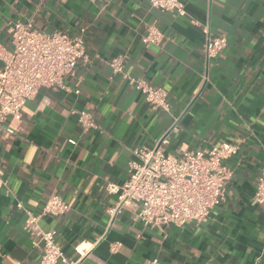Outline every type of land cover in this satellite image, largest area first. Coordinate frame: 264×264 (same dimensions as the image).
Here are the masks:
<instances>
[{
  "label": "crops",
  "instance_id": "obj_1",
  "mask_svg": "<svg viewBox=\"0 0 264 264\" xmlns=\"http://www.w3.org/2000/svg\"><path fill=\"white\" fill-rule=\"evenodd\" d=\"M186 6L177 16L148 0H0L6 48L12 22L31 21L70 36L85 27L88 56L65 77V89L43 87L25 103L15 134L0 133V264H40L42 248L25 231L18 203L40 213L53 194L71 209L41 225L57 231L63 253L79 264H264V214L255 199L264 170V0ZM151 24L164 35L160 44L145 43ZM222 36L227 45L208 61L206 40ZM120 54L129 74L167 90L169 111L153 109L112 75L109 62ZM83 111L97 128L82 127ZM175 122L165 149L176 156L241 141L223 161L231 171L225 201L207 221L180 227L144 225L129 208L110 215L118 194L108 184L122 186L134 149L154 146Z\"/></svg>",
  "mask_w": 264,
  "mask_h": 264
},
{
  "label": "built area",
  "instance_id": "obj_2",
  "mask_svg": "<svg viewBox=\"0 0 264 264\" xmlns=\"http://www.w3.org/2000/svg\"><path fill=\"white\" fill-rule=\"evenodd\" d=\"M190 0H148L152 8L172 12L177 16L187 15ZM200 26L197 21L193 22ZM12 47L0 43V133L13 135V122L22 119L25 103L37 96L43 87L65 89V77L74 76L81 61L88 58L85 51L86 28L79 29L75 36L64 31L44 32L31 21L12 22L10 26ZM164 38L156 24L147 28L146 44H160ZM227 45L225 36L208 38L204 44L206 59L218 56ZM112 75H120L137 91L153 109L169 111L168 93L163 87L150 84L141 77L126 71V57L120 54L109 62ZM76 93H80L79 87ZM79 122L85 130L97 128L92 113L83 111ZM176 122L163 134L154 146L134 149V158L129 162V178L122 185L108 184L110 192L118 194L114 207L109 209L113 217L124 209L133 210V219L150 226H183L187 222L202 223L226 198V185L231 171L223 161L238 153L241 141L213 146L211 149L187 152L176 156L166 151L169 136L176 130ZM0 185L6 183L2 179ZM8 194L12 192L7 191ZM255 199L264 214V170L258 177ZM18 207L26 211L28 220L25 231L36 247L42 248L40 264H79L68 258L57 243V231L46 230L41 225L45 216H62L71 209L69 203L58 194L51 195L40 213L26 210L21 202ZM81 255L83 254L78 251ZM146 264H160L157 258Z\"/></svg>",
  "mask_w": 264,
  "mask_h": 264
}]
</instances>
